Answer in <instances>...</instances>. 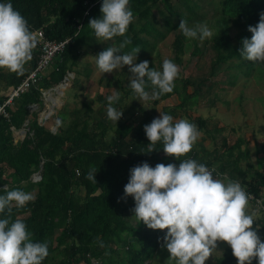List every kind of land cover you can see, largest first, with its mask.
I'll return each instance as SVG.
<instances>
[{
    "label": "trees",
    "instance_id": "trees-1",
    "mask_svg": "<svg viewBox=\"0 0 264 264\" xmlns=\"http://www.w3.org/2000/svg\"><path fill=\"white\" fill-rule=\"evenodd\" d=\"M158 1L160 0H131L130 6L134 11L138 10L140 25L136 28V22L132 21L128 26L132 34L127 32L124 35L131 37V44L125 49L130 50L134 46L145 49L149 41L141 34L157 38L165 36L154 21L148 18L152 7ZM161 1L167 6L170 5V0ZM101 3L102 0H13L14 7L27 18L31 30L41 28L45 37L50 40L59 41L70 37L50 76L42 78V87L56 85L66 76V65L72 53L92 30L88 24L89 19L101 15ZM220 6L221 16L217 20L215 36V46L219 50L218 59L222 61L241 58L238 52L241 39L252 35L248 25L258 22L260 12L264 11V0H220ZM161 13L165 16L168 29H171L169 17L162 10ZM142 19L145 20L141 23ZM231 28L237 30L236 44L229 35ZM115 38L118 42L124 39L120 35ZM173 44L176 52L174 60L179 63L183 52L182 38L176 35ZM221 48L226 53L220 50ZM24 76L25 74L14 76L11 80L12 88L20 83ZM199 83L193 91L188 92L187 87L191 85V79H184L179 91L182 93L180 106H185L186 100L197 98ZM39 87H31L19 96L20 100L14 98L17 105L6 106L8 118L0 114V192H6L11 187H22L21 182L29 181L32 174L38 170L41 176L36 181L39 187L36 199L23 207L13 206L10 215L13 219L19 217L26 221L29 230L34 233L33 239L48 242L49 255L42 264H150L149 261L162 239L163 230L147 227L142 220L138 222L140 225L137 224L139 227H134L130 213L121 211L128 207L132 198L131 194L122 196L130 167L144 160L154 166L159 162V153L163 151L160 141L156 142V149L147 151L150 141L143 125L149 123L153 117L146 114L141 122L133 127L121 122L115 129L114 139L105 148L96 145L100 140L90 135L85 126L72 133H53L33 118L28 124L29 131L24 138L14 144L12 128L18 129L22 126L28 110L26 105L41 103ZM147 87L150 89L151 85ZM177 92L178 85L175 80L173 91L162 94L152 100V103L156 105ZM8 93L0 98V104ZM198 124L199 127H204L206 120L198 119ZM239 146L240 141L234 145ZM201 151L204 152L202 156L194 149L183 156L194 157L213 167L211 156L217 158V151L208 152L204 148ZM243 156L244 154L241 157ZM239 159V155L234 158L231 151L226 162L220 163L219 170L213 167L214 174L231 168L245 184L247 170L239 165ZM90 168L97 170L96 181L87 178ZM253 175L254 180L247 182L248 191L254 198H258L260 188H264V169L254 170ZM76 186H82L85 190L82 200L74 198L71 193ZM3 215L9 213L6 211ZM257 223L258 233L264 231V218H260ZM62 224H65V227L61 235L56 236L57 245H53L52 239L55 238L56 229ZM100 241H103V244ZM62 243L65 244L62 247L64 255L55 260L54 253ZM115 244L125 245L124 254ZM236 261L237 258L231 249L219 258L216 264H236ZM251 264H258V260L254 258Z\"/></svg>",
    "mask_w": 264,
    "mask_h": 264
},
{
    "label": "clouds",
    "instance_id": "clouds-1",
    "mask_svg": "<svg viewBox=\"0 0 264 264\" xmlns=\"http://www.w3.org/2000/svg\"><path fill=\"white\" fill-rule=\"evenodd\" d=\"M130 3L131 0H102L101 15L89 19L95 36L103 41L124 37L119 44L98 52L96 64L102 74L128 65L134 96L154 100L173 91L180 66L170 57L163 59L162 68L150 67L148 59L136 63L140 46L121 52L131 44V37L124 35L135 19ZM178 28L189 38L204 40L213 36L207 22L190 24L182 18ZM248 29L252 35L241 39L238 52L247 60L264 62V11ZM36 45L27 18L14 7L13 0H0V67L22 73ZM121 95L114 88L106 97L107 118L115 123L123 115V108L117 107ZM159 112L143 125L150 141L147 151L156 149V142L160 141L163 151L174 155L179 163L160 161L153 166L144 160L130 167L122 196L132 195V211L137 220L153 229H167L161 247L168 250L175 264H205L214 251L220 250V241L231 246L236 264H251L254 258L264 264V239L258 227H251L256 218L247 210L250 193L239 180L225 174H221L224 179L218 178L213 169L194 157L179 159L193 148L200 130L187 118L176 119L170 112ZM62 124L63 119L57 117L56 126ZM96 172L90 168L87 178L96 181ZM35 199L33 191L22 187L0 192V264H42L49 255L48 242L33 239L34 233L26 221L10 215L13 206L23 207ZM6 211L9 215H3Z\"/></svg>",
    "mask_w": 264,
    "mask_h": 264
},
{
    "label": "rangeland",
    "instance_id": "rangeland-1",
    "mask_svg": "<svg viewBox=\"0 0 264 264\" xmlns=\"http://www.w3.org/2000/svg\"><path fill=\"white\" fill-rule=\"evenodd\" d=\"M161 10L169 17L172 24L171 29H168L167 21ZM134 14L133 21L136 22V28H138L140 25L138 10H135ZM220 16V0H170L169 6L160 0L152 7L148 18L154 21L165 36L157 38L141 34L148 39L149 45L145 49L140 48L135 62L148 59L152 66L162 68L164 58L174 59L176 54L173 44L175 36H180L183 41L181 61L177 63L180 66V74L175 78L178 92L161 100L156 105L152 103V100H140L139 97L134 96V90L129 85L131 73L128 65L111 72L103 74L100 72L96 64V54L105 47L120 42L115 37L103 41V38L95 36L92 29L78 43L76 50L67 62L66 80L61 81L64 86H61L57 91L53 90V94L60 99V103L53 104L54 106L50 109L52 103L46 100L49 91L59 83L45 88L41 86V79V83L38 84L41 103L26 105L28 110L22 126L18 129L12 128L13 143L17 144L24 138L29 131V122L36 118L39 124L53 133H72L85 126V130L90 135L100 140L96 145L105 148L114 139L115 129L121 122L133 127L139 124L146 114L155 117L160 114L159 109L170 112L176 119L187 118L196 123L201 135L192 149L197 151L199 156L204 153L201 151L202 148L208 152L216 150L217 158H213L214 155L211 156V165L216 170H219L220 163L226 162L228 153L231 151L234 158L239 155V165L247 170L245 184L242 183L240 176L231 171V168L215 175L224 179L225 176L221 174H225L227 177L241 182L250 193L247 210L256 218L251 227H258L257 221L264 218V188H260V196L254 198L253 194L248 191L247 182L254 180V170L263 171L264 169V62H253L243 57L219 61L215 36L217 20ZM182 18L187 19L190 24L207 22L213 31V36L204 40L186 37L178 28ZM144 20L142 19L141 23ZM127 32L132 34L129 30ZM229 35L236 44L237 30L231 28ZM123 51L129 50L124 48L121 52ZM223 52L226 53L224 50ZM39 54V46L36 45L32 58L25 64V70L22 73L0 67V98L12 89L11 80L14 76L26 75L32 69ZM58 56L59 54L53 58L41 78L50 76V72L56 66ZM186 78L191 79V85L187 87L188 92L193 91L198 82H200V91L195 100H186L185 106H180L182 93L179 91H181V85ZM114 88L119 89L122 93L117 107L123 108V115L116 123L108 119L106 115L108 103L106 97L113 92ZM17 99L20 100L21 97H17ZM14 100L11 107L17 105ZM57 117L63 119V124L59 127L56 126ZM198 119H205L206 125L199 127ZM238 141H240V146L234 147ZM243 154L244 156L241 157ZM184 158L187 157H179V159ZM158 159L159 162L163 161L166 164L173 161L179 163L174 155L166 154L164 151L159 153ZM39 172L40 170L34 172L29 181L21 182L22 188L37 194L39 187L36 181L40 179L37 177ZM71 193L74 198L82 200L85 190L82 186H76ZM133 205L132 197L128 207L121 212H129L133 226L139 227V221L132 211ZM64 227L65 224H62L56 229L55 238L52 239L53 245H57L56 236L61 235ZM162 230L165 232L167 229ZM259 234L264 239V231ZM162 242L161 239L153 258L149 261L150 264H175V261L169 256L168 250L161 247ZM64 245L62 243L56 249L55 260L63 257L62 247ZM115 247L124 254V244H115ZM218 248L220 250L214 251L205 264H216L219 258L231 250V246L226 241H220ZM94 263L96 262L94 261Z\"/></svg>",
    "mask_w": 264,
    "mask_h": 264
},
{
    "label": "built area",
    "instance_id": "built-area-1",
    "mask_svg": "<svg viewBox=\"0 0 264 264\" xmlns=\"http://www.w3.org/2000/svg\"><path fill=\"white\" fill-rule=\"evenodd\" d=\"M85 3H87V1ZM85 14H87V11L85 12ZM32 31L37 39V45L39 46L40 54L33 69H31L23 77L20 83H18L10 90L7 98L0 104V114L5 116L6 118L9 117V114L6 111V106H10L14 98L19 97L24 92L28 91L31 87H36L38 85V83L42 79L41 77L43 73L51 64L53 58L63 51L65 45L70 40V37L59 41L50 40L45 37L44 32L41 28L33 29ZM210 168L214 170L213 167ZM34 177L36 178V176Z\"/></svg>",
    "mask_w": 264,
    "mask_h": 264
},
{
    "label": "bare ground",
    "instance_id": "bare-ground-1",
    "mask_svg": "<svg viewBox=\"0 0 264 264\" xmlns=\"http://www.w3.org/2000/svg\"><path fill=\"white\" fill-rule=\"evenodd\" d=\"M61 86H59V87H54V88H52L50 91H49V95L48 96H46V100L48 101H51V103L52 104H50V109H52V107L54 106V105H57L58 103H60V99L57 97V96H55L54 94H53V92L54 91H57V90H59V88H60ZM54 90V91H53ZM58 94V93H57ZM47 95V94H46ZM54 104V105H53Z\"/></svg>",
    "mask_w": 264,
    "mask_h": 264
},
{
    "label": "water",
    "instance_id": "water-1",
    "mask_svg": "<svg viewBox=\"0 0 264 264\" xmlns=\"http://www.w3.org/2000/svg\"><path fill=\"white\" fill-rule=\"evenodd\" d=\"M64 80H66V77L63 78V81H64ZM59 86H64V83H62V82L59 83V84L57 85V87H59ZM53 88H54V87H53ZM42 163H43V160H41V165H42ZM38 177H41L40 174H38Z\"/></svg>",
    "mask_w": 264,
    "mask_h": 264
}]
</instances>
